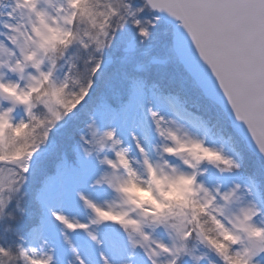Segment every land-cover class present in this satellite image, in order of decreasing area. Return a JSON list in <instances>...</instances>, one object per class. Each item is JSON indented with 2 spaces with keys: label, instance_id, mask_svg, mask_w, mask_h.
Returning <instances> with one entry per match:
<instances>
[{
  "label": "snow or ice",
  "instance_id": "obj_1",
  "mask_svg": "<svg viewBox=\"0 0 264 264\" xmlns=\"http://www.w3.org/2000/svg\"><path fill=\"white\" fill-rule=\"evenodd\" d=\"M0 122V264H264V0H0Z\"/></svg>",
  "mask_w": 264,
  "mask_h": 264
},
{
  "label": "trees",
  "instance_id": "obj_2",
  "mask_svg": "<svg viewBox=\"0 0 264 264\" xmlns=\"http://www.w3.org/2000/svg\"><path fill=\"white\" fill-rule=\"evenodd\" d=\"M166 24L161 20L157 27L153 30L157 39L162 38V31ZM230 130V129H229ZM228 132L225 131L224 135L227 136ZM237 149L242 155V169L240 174L244 177H253L264 184V165L259 158L254 156L241 141L237 144Z\"/></svg>",
  "mask_w": 264,
  "mask_h": 264
},
{
  "label": "clouds",
  "instance_id": "obj_3",
  "mask_svg": "<svg viewBox=\"0 0 264 264\" xmlns=\"http://www.w3.org/2000/svg\"><path fill=\"white\" fill-rule=\"evenodd\" d=\"M6 128H7V124L4 123V122H0V139L3 138L4 131H5ZM24 132H25V130L23 128H21V129L16 130L13 133V135L20 136V135H23ZM182 150H184V149L182 148ZM187 151L191 152L194 156H196L197 158H200V159H207V160H217L218 159V157L215 156V155H213L212 153L204 152L203 150H201L200 148L195 147V146H193L190 149H187ZM171 195H174V196H177L178 197L180 194L178 192H174ZM223 239L225 241H227V240H230L231 237L225 235L223 237ZM221 247H222V245H221ZM231 264H245V262H244V260H243L242 257L241 258H235V257H233L231 259Z\"/></svg>",
  "mask_w": 264,
  "mask_h": 264
},
{
  "label": "water",
  "instance_id": "obj_4",
  "mask_svg": "<svg viewBox=\"0 0 264 264\" xmlns=\"http://www.w3.org/2000/svg\"><path fill=\"white\" fill-rule=\"evenodd\" d=\"M164 23H165V21L163 20V19H161ZM166 24V23H165ZM244 144H245V146H246V148L253 154V155H255L256 157H258L260 160H261V162L263 163V165H264V158H261V156L256 152V150L254 149V148H252L251 146H249V145H247L245 142H244Z\"/></svg>",
  "mask_w": 264,
  "mask_h": 264
},
{
  "label": "rangeland",
  "instance_id": "obj_5",
  "mask_svg": "<svg viewBox=\"0 0 264 264\" xmlns=\"http://www.w3.org/2000/svg\"><path fill=\"white\" fill-rule=\"evenodd\" d=\"M241 175V174H240ZM242 176V175H241ZM243 177V176H242ZM73 239H76L75 237H73Z\"/></svg>",
  "mask_w": 264,
  "mask_h": 264
}]
</instances>
